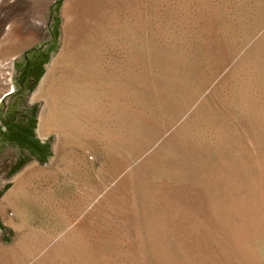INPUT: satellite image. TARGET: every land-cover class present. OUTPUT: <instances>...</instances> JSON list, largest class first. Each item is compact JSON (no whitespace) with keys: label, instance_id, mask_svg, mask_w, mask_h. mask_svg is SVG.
<instances>
[{"label":"rangeland","instance_id":"374dc122","mask_svg":"<svg viewBox=\"0 0 264 264\" xmlns=\"http://www.w3.org/2000/svg\"><path fill=\"white\" fill-rule=\"evenodd\" d=\"M262 48L264 0H0L2 243L12 245L19 225L33 222L56 231L52 246L95 209L106 228L120 229L109 236L121 245L102 250L107 264H170L160 251L190 264L205 253L201 238L216 245L208 222L194 228L202 219L188 188L208 182L222 160L225 208L237 182L255 199L250 147L245 163L233 154L249 131L244 95L264 96L255 85ZM52 63L59 71L49 73ZM191 148L196 178L188 175ZM226 212L213 214L223 221ZM251 241L264 264V229Z\"/></svg>","mask_w":264,"mask_h":264},{"label":"bare ground","instance_id":"6f19581e","mask_svg":"<svg viewBox=\"0 0 264 264\" xmlns=\"http://www.w3.org/2000/svg\"><path fill=\"white\" fill-rule=\"evenodd\" d=\"M68 4H70V3L68 2ZM262 40H261V42H262ZM258 43H260V42H258ZM258 49H260V48H258ZM262 49H263L262 51L264 52V48H262ZM263 55H264V53H263ZM261 57H262V55H261ZM61 58H62V56H61ZM59 60H60V57H59ZM66 61H67V59H66ZM59 62H60L59 65L61 66L62 65L61 60ZM53 64L54 63H52V65ZM63 64H65V63H63ZM57 65L54 64V66H51L52 68L50 69L49 73H51V71H59V69H57ZM67 68H68V66H67ZM63 69H61V70L63 71ZM258 71L259 72L261 71L263 76H261L259 78L260 80L255 85L262 87V86H264V62L258 66ZM120 74H121V72H120ZM51 76H52V74H51ZM53 78L54 77H52V79ZM245 78L247 79V77H245ZM255 78L257 80V77H255ZM64 79H66V78L64 77ZM44 84H46V83H44ZM250 84H251L250 81H244V85L247 87V89H245V93H247V90L251 87ZM45 87H47V86H45ZM41 90H43V88ZM45 90H47V89H45ZM257 90H259V89H257ZM41 92H43V91H41ZM231 94H233V92ZM236 96L238 97V95H236ZM231 97H232V95H231ZM233 97H234L233 99H235V95H233ZM263 97H261V98H263ZM261 98L258 95H256V97H253V99H249L248 96L244 95L245 101L247 100V109H248L247 113H248V115L249 114L250 115L249 116L247 115V117H248L247 120L244 119L241 121H244V122L248 121L246 123L249 127V131H247L243 135H240V137L237 141V144H236L239 151L235 150L236 151L235 155L233 154L234 158L237 159L238 161L241 160L242 163L246 160V158H248L246 161L250 162V165L255 167V169L257 168V175H256L257 181H256V183L253 181L252 182L246 181V183H248V182L250 183V185L248 187H250V191H251L252 196H253L252 192L255 193V195H256L255 199L248 200L249 198L247 199L246 197L243 196L241 189H242L243 184H245V183L239 184L237 182V184H236V182H234L236 185L235 186H234V184L231 185V186L235 187V189L232 188L233 189L232 191H234V190L237 191V194H236L237 196H234V197H236V198H234V200L232 199L233 204H230L231 206H228L227 208H225L226 206H224V204H223L225 200H223V198L229 199V197H231V195L228 196L230 191L228 192L226 190L225 185H223V180H225V179H223L224 177L222 176V174H224L225 172L224 173L222 172V174H220L221 172L219 171V169H221L220 164L224 163L222 160L219 161V163H220L219 165L218 164L215 165L216 167L219 166L218 169L214 170L215 167L213 165L212 168H214V169H212L211 173L207 175L208 182L202 183V185H200V186L191 183L190 188H188V189H190L191 208H193V210H192L193 213L198 215V217L195 214L194 215L197 218L200 217L202 219L201 222L198 221L197 224L194 225V228H196L198 226L199 228L198 227L197 228L201 229L200 226H201L202 222L205 224L209 223L210 226H207V228H209V232L212 235H215V238L217 237L218 243L216 241H214V243L215 242L217 243L216 245H209V243H206V241L201 238L200 241L197 243L200 245V250H203L202 247H204L205 253L203 250V251H200L199 253L197 252L198 255L195 256V259H191V260L187 259V262L188 261L191 262L190 264H263V263H261V259L258 256V253L256 252L255 249H253V247H252L253 243L251 241V238L255 233H257L258 231H263V229H264V115L261 114L263 110L260 111V109H262L264 107V105L262 107ZM239 100H240V98H239ZM241 100L238 104H241ZM225 102H228V101H225ZM233 103H234V101H233ZM227 104H229V102ZM213 106H215V105H213ZM239 106H241V105H239ZM242 106H241V108H242ZM209 108H211V107H209ZM230 110L231 109H229V111ZM240 111H239V113H240ZM232 112H233V110H232ZM225 113L227 114L228 112L226 111ZM229 113H230V115L232 114L231 112H229ZM229 113L227 114V116L229 115ZM244 114H243V116H244ZM216 115H218V114H216ZM222 117H224V115ZM241 117H242V115H241ZM230 128H231V126H230ZM233 131L234 130H230V132H233ZM224 132H225V130H224ZM226 137H227V135H226ZM225 140H224V142H225ZM230 143H231V141H230ZM223 144H221V146ZM234 145H235V143H234ZM227 147L229 148V146H226L225 148H227ZM248 147H250L252 154L251 155L249 154V156L244 158L243 154L246 151L248 153V150H247ZM204 148H206V147L204 146ZM219 148H221V147H219ZM191 149L192 150H189V152H188V163H189V167H190L188 175H190V177L196 178L198 176V172L196 170L197 168H195V166H193V163L195 160V150L193 148H191ZM214 150H215V148H214ZM231 151H232V149H231ZM208 152L210 153V151H208ZM222 153H223V151H222ZM202 157H203V155H202ZM197 161H199V160H197ZM203 161L205 162V160H203ZM225 162H227V160ZM226 165H228V164H226ZM200 166H202V165H200ZM224 166H225V164H224ZM232 166H234V165H232ZM227 167L228 166H226V169H227ZM249 167H248V169H249ZM199 168L200 167H198V170H199ZM230 168H234V167H230ZM224 169H225V167H224ZM243 169L245 170V167H243ZM208 170H210V169H208ZM228 170H229V168H228ZM244 170H242V171H244ZM200 171L202 172L203 170H200ZM221 171H223V170L221 169ZM239 171L241 172V170H239ZM201 172H199V173L201 174ZM207 172L204 171V173H207ZM235 172H237V174L231 172L232 174H235L234 177H236V175L239 176L238 171L236 170ZM201 177H200L199 181H202L201 179H203V177L202 178ZM256 177H254V179ZM245 179H247V178L245 177ZM205 181H207V180H205ZM224 182H226V181H224ZM18 187H19V185H18ZM227 188H230V186H228ZM246 189L248 191V188H246ZM230 190H231V188H230ZM14 193L16 196H18L17 190L14 189ZM109 203H111V202H109ZM124 203L126 204L125 201H122L120 203V206H119L120 208L118 209L119 213H120L121 207H124ZM228 203H230V202H228ZM126 207L128 208V206H126ZM99 208L100 209H98L99 210L98 212L101 211L102 206ZM189 208H190V206H189ZM223 208H224V210H223ZM111 210L116 211L117 208L114 207V209L111 208ZM225 210L228 211V212H226V213H228L227 219L224 218L222 221L220 218H217L214 216V214H216V215L221 214L222 211H225ZM106 213H107V211H106ZM65 214H66V212H65ZM96 215L97 214L95 213V209L88 211L87 214L79 222L74 224L60 238V240L59 241L57 240L58 242H55L52 246H48V244L54 239L55 235L57 234L55 230L47 229L46 231H44L43 229H39V228L35 227L33 225V222H32V225L31 224L25 225V223L22 222L18 227L19 230L17 231V236H16L15 241L12 245L7 246V245L3 244L1 239H0V264H104V263L107 264V262L109 260L106 258L107 256L105 257L102 250H104L105 246L109 245V244H106L108 241H110V244H111V242H113V240H115V245H114L115 247H118L121 245V241L113 239L112 236H109L111 231H112V234H114L117 231H119L120 229H118V228L117 229L106 228L107 222H106L105 217L104 216L97 217L98 215L97 216ZM225 215L226 214L224 212V216ZM68 217H70V216H68ZM108 218H110V217H108ZM108 222H109V219H108ZM206 222H208V223H206ZM117 225H119L117 227H121L120 224H117ZM109 226L111 227L112 224H110ZM202 226H205V225H202ZM122 227H123V225H122ZM102 230H106V233L103 236H101L102 235L101 232H103ZM211 237L213 238L214 236H211ZM251 243H252V245H251ZM145 248H146V246H145ZM197 250H198V248H197ZM108 251H109V249H108ZM108 251H105V252L108 253ZM110 251H109V253H110ZM120 252H121V250H120ZM157 253H159V252H157ZM160 253H161L159 255L160 260L163 263L187 264L186 259L180 260V258L177 255L173 256V258L171 260H168V258L164 252L160 251ZM113 254L118 255V252L114 253V251H113ZM125 256L136 257V256H138V252H135V254H134V252H130V253L128 252V253H125Z\"/></svg>","mask_w":264,"mask_h":264},{"label":"water","instance_id":"95a60500","mask_svg":"<svg viewBox=\"0 0 264 264\" xmlns=\"http://www.w3.org/2000/svg\"><path fill=\"white\" fill-rule=\"evenodd\" d=\"M10 93H11V91H10V92H8V93H6V94H8V95H9ZM6 94H5V95H6Z\"/></svg>","mask_w":264,"mask_h":264}]
</instances>
